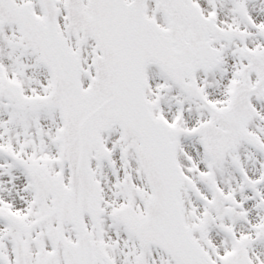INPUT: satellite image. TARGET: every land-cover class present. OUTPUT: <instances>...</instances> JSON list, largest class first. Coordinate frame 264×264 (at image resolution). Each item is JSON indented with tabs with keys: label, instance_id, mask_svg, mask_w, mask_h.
<instances>
[{
	"label": "snow or ice",
	"instance_id": "snow-or-ice-1",
	"mask_svg": "<svg viewBox=\"0 0 264 264\" xmlns=\"http://www.w3.org/2000/svg\"><path fill=\"white\" fill-rule=\"evenodd\" d=\"M0 264H264V0H0Z\"/></svg>",
	"mask_w": 264,
	"mask_h": 264
}]
</instances>
